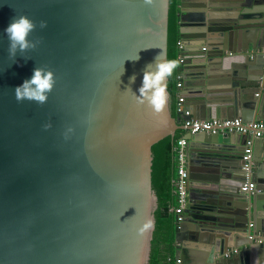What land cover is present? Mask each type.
I'll use <instances>...</instances> for the list:
<instances>
[{"label": "water", "instance_id": "95a60500", "mask_svg": "<svg viewBox=\"0 0 264 264\" xmlns=\"http://www.w3.org/2000/svg\"><path fill=\"white\" fill-rule=\"evenodd\" d=\"M170 1L0 0V264H148L158 206L153 145L175 139L183 119H264V56H247L264 44V0L196 2L193 36L208 49L188 61L189 115L173 113L168 76L160 111L138 100L145 66L160 53L168 60ZM19 16L35 22L29 39L37 43L13 62L4 28ZM37 66L54 73L47 101H18L15 87ZM185 137L189 178L200 160L205 188L200 199L189 185L176 225L177 248L197 252L182 264H264L263 245L251 238L264 233V176L255 173V190L241 189L249 134ZM188 221L195 226L185 230Z\"/></svg>", "mask_w": 264, "mask_h": 264}, {"label": "trees", "instance_id": "16d2710c", "mask_svg": "<svg viewBox=\"0 0 264 264\" xmlns=\"http://www.w3.org/2000/svg\"><path fill=\"white\" fill-rule=\"evenodd\" d=\"M178 0L170 1L168 61L174 67L168 75V90L172 97L176 92V81L179 67L178 60ZM179 49V50H178ZM176 68V69H175ZM174 113V109H173ZM180 136V130L176 138ZM175 138V139H176ZM175 139L167 136L153 145L154 162L152 182L158 197V206L155 210V229L151 242L150 260L148 264H176V213L177 196L174 191L176 175V160L174 145Z\"/></svg>", "mask_w": 264, "mask_h": 264}, {"label": "built area", "instance_id": "2783aa9c", "mask_svg": "<svg viewBox=\"0 0 264 264\" xmlns=\"http://www.w3.org/2000/svg\"><path fill=\"white\" fill-rule=\"evenodd\" d=\"M178 48H183V42L178 41ZM264 56V49L262 51ZM254 53L251 54L254 57ZM178 61H184V56L179 54ZM178 88L182 87V78L178 73ZM178 99L176 104V112L180 116L189 115V111L183 108L184 96L178 91ZM226 131H236L240 133L249 134L246 142V147L243 154V169L246 175V180L242 185V190L251 192L256 188V182L253 179V149L255 139H264V119L246 122L240 117L236 118H211V119H183L181 122L180 136L175 139L174 152L176 160V175L174 178V191L177 196V204L173 208L176 213V224L183 220V214L190 203V189H189V140L185 137L186 133L196 134L200 132L205 133H219ZM251 238L262 244L264 247V233H258ZM237 251V249H234ZM180 259H176V264Z\"/></svg>", "mask_w": 264, "mask_h": 264}, {"label": "clouds", "instance_id": "9594fccd", "mask_svg": "<svg viewBox=\"0 0 264 264\" xmlns=\"http://www.w3.org/2000/svg\"><path fill=\"white\" fill-rule=\"evenodd\" d=\"M46 25L45 21L40 22V27ZM36 24L33 20L26 16L13 17L4 32L9 41V56L15 57L17 52L23 53L29 48L36 47V41L29 39L31 33L35 30ZM156 57L154 63L147 64L144 68L142 84L138 89V93L132 91L129 86L127 89L131 90L141 103H147L154 111H160L166 99V90L164 86L165 78L171 73L174 64L172 61L161 60ZM26 60L28 57H24ZM130 60H138V54ZM124 67L120 75L123 73ZM136 79L135 74L129 77V84L134 83ZM55 85L54 73L47 68L37 66L33 69L30 78L25 79L22 84L14 89L15 98L20 101L24 99L34 100L37 103L43 104L48 99V93L51 92Z\"/></svg>", "mask_w": 264, "mask_h": 264}, {"label": "crops", "instance_id": "0c3cea01", "mask_svg": "<svg viewBox=\"0 0 264 264\" xmlns=\"http://www.w3.org/2000/svg\"><path fill=\"white\" fill-rule=\"evenodd\" d=\"M197 1L198 0H178V11H177L178 12V34H179L180 40L183 42V48L181 50L178 49L179 50L178 55L179 54L183 55L184 61L180 63L178 60H176L175 64H177L176 67H179L178 73H179V75H181V78H182L181 80H182L183 84H182L181 88H178V86H176L175 96L170 97L172 108L174 109V114L177 116H178V114L176 112V104H177V99H178V96H177L178 91L184 96L183 108L186 111L188 109H190V111H193V109L190 107V105L187 104V101H188V103H190L192 105V103H191L192 101H191V99H189L190 98L189 95H191V94H189L188 91H193L194 90L193 88H195L193 86H186L187 73H188L187 70H188V67H190L193 64V63H188V61H189V59L193 58L195 55L199 54L198 50L208 49L207 48L208 46H203V45L201 46V43H203L202 39H199V38L193 36L194 32L192 31V28H194V27L191 26V24L193 23L191 18H192V15H194L195 12L198 10V9H196V4H197L196 2ZM202 1H204V0H202ZM180 23H183V26H181ZM213 37H214V35H213ZM214 39H223V36L218 35ZM205 45H208V44H205ZM263 49H264V44H262L261 47L256 48V49L251 48L247 52V56L250 57L251 59L256 58V56H261V55H263L262 54ZM252 53L255 54L254 57L251 56ZM178 73H177V76H178ZM177 82L178 81H176V84H177ZM262 91H263V88L261 86L260 91L257 92L256 95H258V93H261ZM219 118L224 119L226 117H219ZM196 119H198V118H196ZM260 119H262V118H260ZM256 120H259V119H256ZM257 145L260 147V149L258 148V150L261 151L262 147L264 146V139L263 138H261L259 140L255 139L253 151L255 150ZM191 147H192V145H191V142L189 141V168L191 167L190 162L192 159ZM195 147H196L195 148L196 150L201 149L200 145L199 146L196 145ZM201 164H202V162L200 160L197 161V165H195V167L193 166L194 164H192V167L194 169V172H193L194 178H192V177L189 178L190 189L192 191H194V193L196 195H198V197H200V199L202 196V190L205 188L204 183H203V178H202V176H203V170L202 169H204V167ZM255 167L257 168L256 169L257 172H255V170L253 169V179L255 182H257V176L255 175V173H257V175L264 176V159L261 162H258L255 165ZM226 179H228L227 183L230 182L227 184L228 186H230L231 182H233L235 180V179L230 178V177L226 178ZM245 179H246V176H245ZM188 225L189 226L190 225L195 226L193 222L188 221L184 227L185 230H187L186 228H188ZM259 233H261V232H259ZM187 237H188V231H185L184 235H183V233L179 232L177 241L182 242V240L187 239ZM177 244H178V242H176V245ZM234 249H238V248H233V251H234ZM240 249H243V248H240ZM193 252L197 253L194 249H192V248L190 249L189 247H187L185 251L184 250L180 251L178 248H176V259L181 257V259H182L181 264L184 263V260L187 261L185 263H192V261H190V260H193V259H192V257H190V254H193ZM252 260L254 261L252 263H256V264L258 263V261H260V260H258V258L254 259V257Z\"/></svg>", "mask_w": 264, "mask_h": 264}]
</instances>
